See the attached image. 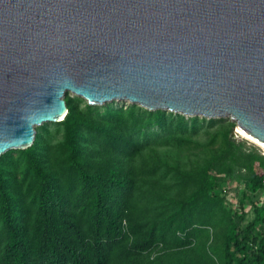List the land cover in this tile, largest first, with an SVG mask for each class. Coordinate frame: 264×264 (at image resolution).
I'll list each match as a JSON object with an SVG mask.
<instances>
[{
    "label": "trees",
    "instance_id": "obj_1",
    "mask_svg": "<svg viewBox=\"0 0 264 264\" xmlns=\"http://www.w3.org/2000/svg\"><path fill=\"white\" fill-rule=\"evenodd\" d=\"M74 101L66 96L55 142L44 124L31 147L0 156V264H216L186 247L197 227L218 223L222 264H264V204L240 226L264 191V160L230 138L234 123ZM217 121L227 128L211 137L221 143L204 169L163 158L167 147L189 151ZM230 180L244 182L238 200L224 189ZM159 246L164 255L150 261Z\"/></svg>",
    "mask_w": 264,
    "mask_h": 264
},
{
    "label": "water",
    "instance_id": "obj_2",
    "mask_svg": "<svg viewBox=\"0 0 264 264\" xmlns=\"http://www.w3.org/2000/svg\"><path fill=\"white\" fill-rule=\"evenodd\" d=\"M67 94L227 119L264 148V0H0V156Z\"/></svg>",
    "mask_w": 264,
    "mask_h": 264
},
{
    "label": "rangeland",
    "instance_id": "obj_3",
    "mask_svg": "<svg viewBox=\"0 0 264 264\" xmlns=\"http://www.w3.org/2000/svg\"><path fill=\"white\" fill-rule=\"evenodd\" d=\"M71 100H75L73 103H78V109H83L85 106V101L81 98L72 96L71 94H67ZM108 104H112L114 107H123L126 108L129 104L125 102H111ZM105 106V105H103ZM56 124V123H54ZM54 124H49L47 126L48 132L53 138L54 142L57 140L60 135L57 131V128ZM227 128V124L222 121H217L213 128H202L200 130V134L197 137L191 139V142L195 144L190 147L189 151L182 149L180 146H172L163 149V158H168L171 160H179L184 168H187L190 171H195L196 169H204L206 164L209 163V158H213L216 153L213 150L217 149L219 144L221 143V138L215 140V144H210L211 137L217 132L224 131ZM230 138L238 145L241 146L242 151L245 153L253 154L256 157H260L264 160V151L252 144L251 142L243 139L239 135L235 133V129L229 134ZM237 175L246 176V171H237ZM237 182V181H236ZM234 180L229 181V185L225 186L224 189L226 191L230 190V192L235 191L234 194L236 199L238 200L239 193L244 190V182L236 184ZM235 199V200H236ZM234 199L232 200V202ZM252 202L246 203L243 207L242 215L243 219L241 221V228L245 227L248 223H250L254 218V207L255 205L264 204V191L258 193L253 196L251 199ZM216 224V223H215ZM197 236L190 239V244L186 247V250L192 251V254L198 256L201 252H205L210 255L216 262V264H222V255L217 251L219 243L217 241V237H220L223 234L224 228H220V224H216L213 227H204L199 229ZM164 251L162 250V246L152 252L150 257L148 258L150 261H154L157 257L163 256ZM202 255V254H201ZM156 261V260H155ZM197 264V263H196Z\"/></svg>",
    "mask_w": 264,
    "mask_h": 264
},
{
    "label": "bare ground",
    "instance_id": "obj_4",
    "mask_svg": "<svg viewBox=\"0 0 264 264\" xmlns=\"http://www.w3.org/2000/svg\"><path fill=\"white\" fill-rule=\"evenodd\" d=\"M235 133H236L237 135H239L240 137H242L243 139H245V140L251 142V143L254 144L255 146L261 148V149L264 151V148H262L261 146L257 145L254 141H252L250 138H248V137H247L246 135H244L242 132L236 130Z\"/></svg>",
    "mask_w": 264,
    "mask_h": 264
}]
</instances>
